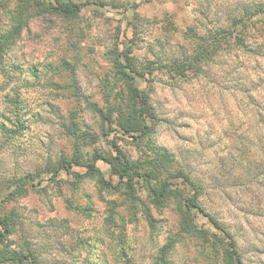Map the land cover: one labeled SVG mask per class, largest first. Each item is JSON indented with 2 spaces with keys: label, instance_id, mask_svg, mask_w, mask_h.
<instances>
[{
  "label": "clouds",
  "instance_id": "clouds-1",
  "mask_svg": "<svg viewBox=\"0 0 264 264\" xmlns=\"http://www.w3.org/2000/svg\"><path fill=\"white\" fill-rule=\"evenodd\" d=\"M0 264H264V0H0Z\"/></svg>",
  "mask_w": 264,
  "mask_h": 264
}]
</instances>
